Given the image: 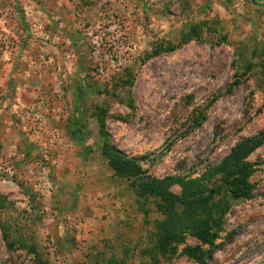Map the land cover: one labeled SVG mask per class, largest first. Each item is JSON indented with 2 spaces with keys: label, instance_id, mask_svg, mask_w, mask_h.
<instances>
[{
  "label": "rangeland",
  "instance_id": "1",
  "mask_svg": "<svg viewBox=\"0 0 264 264\" xmlns=\"http://www.w3.org/2000/svg\"><path fill=\"white\" fill-rule=\"evenodd\" d=\"M87 85L100 94L80 145ZM99 109L115 149L161 182L200 179L257 139L255 199H235L226 174L201 182L218 190L200 217L222 222L215 246L187 219L162 258L163 201L108 167ZM187 246L205 264H264V0H0V264H197Z\"/></svg>",
  "mask_w": 264,
  "mask_h": 264
},
{
  "label": "trees",
  "instance_id": "2",
  "mask_svg": "<svg viewBox=\"0 0 264 264\" xmlns=\"http://www.w3.org/2000/svg\"><path fill=\"white\" fill-rule=\"evenodd\" d=\"M198 33L195 29L194 35ZM173 48H164L162 53L172 52ZM160 55V53H156ZM240 84L235 81L230 90L233 91L235 87ZM92 86H78L74 102H75V131L73 138L80 145L83 144V136L86 128H83L85 116L89 113L86 106L85 98L87 95H98ZM100 110L99 124L101 137L104 140L102 157L107 162L108 167L121 178H126L132 181V188L140 197H155L163 201V205L159 206V211L167 218L166 222L159 223L158 228L160 232L156 234L159 241L157 246L153 247L152 251H156L159 256L164 259H170L176 255L174 248L178 242L183 241L181 232L183 231V222L189 220L192 229L190 230L197 240L210 247L215 246V242L219 238V229L222 224L221 221L215 222L210 226L208 218H200L208 214L211 208L212 198L218 190H211L208 195L201 191L200 186L203 181H210L217 176H223L224 185L229 189L230 194L238 200L251 201L255 199L254 186L248 184V179L255 174V167L248 164L246 160L257 150L260 145L257 139H246L240 141L232 150L231 154L213 170L205 173L200 179L194 181L187 180H151L147 177L146 170L142 167L141 162L134 158H130L122 154L111 144L109 135L105 128L106 113ZM174 186L182 188L181 195L171 194V189ZM182 206L184 210L183 215H177V207ZM218 230H217V229ZM215 229V231H211ZM179 236V237H178ZM147 251V250H146ZM202 247L187 246L183 250V255L197 264H205L209 257ZM123 264V263H113Z\"/></svg>",
  "mask_w": 264,
  "mask_h": 264
},
{
  "label": "built area",
  "instance_id": "3",
  "mask_svg": "<svg viewBox=\"0 0 264 264\" xmlns=\"http://www.w3.org/2000/svg\"><path fill=\"white\" fill-rule=\"evenodd\" d=\"M80 225H81V223H80Z\"/></svg>",
  "mask_w": 264,
  "mask_h": 264
}]
</instances>
